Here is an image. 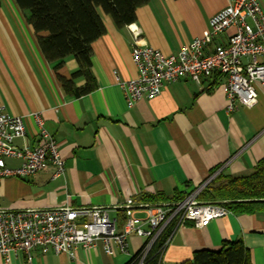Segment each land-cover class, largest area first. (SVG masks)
I'll list each match as a JSON object with an SVG mask.
<instances>
[{
  "label": "crops",
  "instance_id": "0c3cea01",
  "mask_svg": "<svg viewBox=\"0 0 264 264\" xmlns=\"http://www.w3.org/2000/svg\"><path fill=\"white\" fill-rule=\"evenodd\" d=\"M257 1L264 13V0ZM227 4L228 0H149L135 11L131 25L140 29L144 45L168 56L205 37L210 18ZM101 20L105 34L91 46L97 89L74 98L63 93L57 74L69 78L78 67L75 59L67 57L56 73L39 50L26 13L14 0H0V107L22 118L24 126V137L13 146L21 150L38 145L40 128L33 116L38 115L64 160L60 177L54 178L50 167L24 179H1L0 209L100 207L116 221L132 199L137 217H143L146 206L175 203L177 195L200 189L213 169L247 175L264 157V85L255 84L252 107L237 106L232 113L226 112V97L215 78L201 85L189 79L172 83L157 97H143L128 109L113 72L122 81L138 76L130 55L133 37L128 26L117 28L102 13ZM231 33L229 29L212 39L206 52L226 43ZM5 165L17 168L20 160L6 159ZM145 196L166 200L152 204ZM236 240L242 241L251 264H264V212H230L203 228L190 222L176 225L161 262L180 264L196 251H217L224 241ZM145 243V238L131 235L123 254L108 256L97 242L88 249L79 246L73 259L34 251L29 262L18 254L5 263L0 255V264H127Z\"/></svg>",
  "mask_w": 264,
  "mask_h": 264
},
{
  "label": "built area",
  "instance_id": "2783aa9c",
  "mask_svg": "<svg viewBox=\"0 0 264 264\" xmlns=\"http://www.w3.org/2000/svg\"><path fill=\"white\" fill-rule=\"evenodd\" d=\"M205 37L193 39L172 55H163L143 44L141 31L133 25L128 29L133 37L130 55L138 70L135 79L122 81L114 71L117 85L123 91L128 109L141 98L157 97L172 83L189 79L201 85L207 79H217L226 97V112L237 106L250 108L256 103L255 84L264 85V13L257 0H228L227 6L213 15ZM232 29L227 42L206 52L208 43L216 36ZM40 128L38 145L33 148H14L13 142L24 137L22 118L11 117L0 107V180L20 179L52 168L53 177L64 173V160L57 143L42 128V120L33 115ZM6 159L20 160L17 168H8ZM212 178V177H211ZM210 180V179H209ZM200 189L189 193L181 201L171 204L146 206L143 217H137L132 199L123 207L124 224L117 229L115 220L100 207L50 210L9 211L0 209V255L5 263L11 256L24 255L29 262L34 251L52 252L73 259L79 246L102 245L108 256L123 254L128 249L131 235L145 238L139 264H143L151 245L173 220L177 226L187 222L195 228L206 227L210 221L227 216L230 212L217 203L197 200Z\"/></svg>",
  "mask_w": 264,
  "mask_h": 264
},
{
  "label": "trees",
  "instance_id": "16d2710c",
  "mask_svg": "<svg viewBox=\"0 0 264 264\" xmlns=\"http://www.w3.org/2000/svg\"><path fill=\"white\" fill-rule=\"evenodd\" d=\"M26 13L28 23L37 36V45L45 60L57 73L67 57H73L77 69L69 78L57 74L61 90L74 98L86 96L97 89L91 71V46L105 34L101 13L109 16L117 28L135 22V11L149 0H14ZM44 34V36H42ZM83 80V86L75 83ZM216 83V81H215ZM212 180L204 186L197 200L201 203H217L235 214L264 212V157L247 175H225L219 168L210 172ZM208 178V179H209ZM184 195L172 200L181 201ZM166 199L160 196L144 197L155 204ZM118 225L124 224V215L117 214ZM171 221L151 245L143 264H162L165 245L176 226ZM141 250L127 264H139ZM180 264H251L250 255L241 240L224 241L217 251L199 250L190 260Z\"/></svg>",
  "mask_w": 264,
  "mask_h": 264
},
{
  "label": "water",
  "instance_id": "95a60500",
  "mask_svg": "<svg viewBox=\"0 0 264 264\" xmlns=\"http://www.w3.org/2000/svg\"><path fill=\"white\" fill-rule=\"evenodd\" d=\"M208 182H209V181H206V182L202 185V187L200 188V190H201L206 184H208Z\"/></svg>",
  "mask_w": 264,
  "mask_h": 264
},
{
  "label": "rangeland",
  "instance_id": "374dc122",
  "mask_svg": "<svg viewBox=\"0 0 264 264\" xmlns=\"http://www.w3.org/2000/svg\"><path fill=\"white\" fill-rule=\"evenodd\" d=\"M212 178H213V177H212ZM212 178H209L210 180L208 179L207 181H209V182H210V181L212 180ZM209 182H208V183H209ZM205 186H206V185H205Z\"/></svg>",
  "mask_w": 264,
  "mask_h": 264
}]
</instances>
